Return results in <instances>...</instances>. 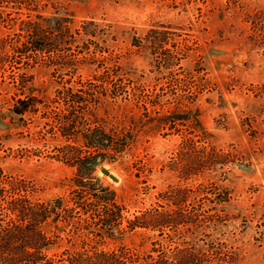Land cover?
<instances>
[{"label": "rangeland", "instance_id": "obj_1", "mask_svg": "<svg viewBox=\"0 0 264 264\" xmlns=\"http://www.w3.org/2000/svg\"><path fill=\"white\" fill-rule=\"evenodd\" d=\"M61 11L73 32L94 19L105 34L113 33L107 46L116 60L104 70L81 67L75 88L84 90L91 75L103 71L123 76L120 81L133 96L134 123L149 122L130 154L103 167L119 182L101 169L92 182L115 190L129 219L179 190H186L192 211L193 199L203 194L206 208L222 217L204 238L207 246L210 237L215 242L213 264H264V0H0V56L14 59L6 77L19 74L22 63H16L24 56L12 48L25 40V27ZM77 46L62 55L83 57L85 50ZM49 55L56 56L38 59L48 61ZM47 71L36 75V85L49 97L38 114L17 120L8 112L9 98L0 95V168L21 177L40 200L34 202L44 205L67 199L66 184L76 170L65 153L67 146H78L56 137L49 118L62 108L59 94L75 73L59 66ZM160 122L166 124L159 128ZM205 152L214 160L203 171L199 162ZM226 193L230 201L218 203ZM158 234L138 229L136 236L106 248L149 252ZM68 247L65 242L59 252Z\"/></svg>", "mask_w": 264, "mask_h": 264}, {"label": "trees", "instance_id": "obj_2", "mask_svg": "<svg viewBox=\"0 0 264 264\" xmlns=\"http://www.w3.org/2000/svg\"><path fill=\"white\" fill-rule=\"evenodd\" d=\"M64 13L40 17L43 22L25 27V40L12 48L26 58L16 63H22L17 67V76H5L8 63L14 59L0 56V95L9 98L8 112L17 120L38 114L39 105L47 96L36 85L39 70H46L47 74L53 66L73 69L71 86L58 97L62 108L49 118L55 123L56 137L78 145L67 146L66 159L57 156L76 170L75 177L66 184L67 199L38 204L34 202L40 201L34 190L21 177L6 174L0 168V264H213L217 259L210 243L215 242L210 237L207 246L204 238L218 229L222 217L211 214L215 209L212 206L206 208L209 199L203 194L193 199L192 211L186 190H179L168 197L165 194L162 203L129 219L116 191L92 182L98 169L132 152L139 142V133L145 132L149 122L134 123L130 108L133 96L128 86L121 83L123 76L103 71L91 75L92 81L84 90L75 88L73 79L81 67L91 72L95 68L104 70L116 60L107 46L113 33L105 34L94 19L73 32L71 26L63 23ZM75 45L85 50L83 57L62 55ZM47 53L56 56L49 55L48 61L40 62L39 56ZM102 110L107 111L105 117L99 116ZM162 123L157 126L160 128ZM210 159L214 157L209 152L200 157L201 170L208 169ZM183 172L187 174L188 169ZM218 201L229 202V193ZM138 229L159 233L156 240L152 238L149 252L139 247L106 248L108 242L136 236ZM167 230L169 233H165ZM150 238V234L143 235L141 245ZM65 242L69 247L59 252ZM218 260L225 262L221 256Z\"/></svg>", "mask_w": 264, "mask_h": 264}, {"label": "water", "instance_id": "obj_3", "mask_svg": "<svg viewBox=\"0 0 264 264\" xmlns=\"http://www.w3.org/2000/svg\"><path fill=\"white\" fill-rule=\"evenodd\" d=\"M101 173L104 174V175H106V176H108V177L111 178L113 181H115V182H119V179H118L114 174L110 173V172L108 171V169H106V168H102V169H101Z\"/></svg>", "mask_w": 264, "mask_h": 264}]
</instances>
